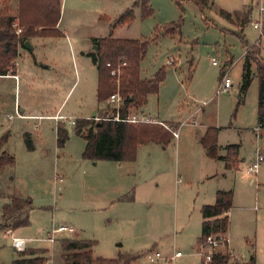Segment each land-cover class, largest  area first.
I'll list each match as a JSON object with an SVG mask.
<instances>
[{
  "label": "rangeland",
  "instance_id": "rangeland-1",
  "mask_svg": "<svg viewBox=\"0 0 264 264\" xmlns=\"http://www.w3.org/2000/svg\"><path fill=\"white\" fill-rule=\"evenodd\" d=\"M135 1L62 0L60 26L65 36L31 38L33 50L25 44L19 48L17 61L27 76L18 98L29 102L35 112L75 120L80 97L95 100L98 107L99 73L89 56L97 50L94 39L111 34L130 40L156 38L148 47L141 72L143 78L153 79L164 68L166 78L159 93L151 96L147 111L174 122L166 125L178 131V137L168 144L141 145L135 162L84 159L86 141L76 134L74 124L61 121L69 139L59 148L58 123L49 118L20 119L14 107V80L1 82L7 88L0 101V139L8 135L4 149L16 162L0 175V221L2 206L12 195L31 198L32 212L30 226L13 235L0 230V264H12L16 256L13 236L29 238L28 246L35 250L48 248L45 258L51 264H65L63 240L68 238L94 240L97 257L128 254L138 256L134 264H150V252L167 255L177 249L183 256L174 264H200L195 252L202 231L201 208L214 204V198L208 203L209 193L222 187L234 193L229 215L232 262L264 264V162L257 175L247 172L258 148L264 154V128L257 130L255 63L253 81L246 94L242 92L246 51L264 59V36L254 27L262 0H208L203 10L193 0H183L181 5L177 0H148L152 14L146 17L143 0L134 8ZM7 3L16 9L17 0H0V9ZM130 8L134 17L113 28ZM174 23L180 24L178 30L164 34ZM34 60L47 66L39 65L37 73L29 68ZM226 70H230L232 87L218 93ZM26 79L32 96L27 93ZM42 86L47 87L44 92ZM49 93L50 97L41 99ZM113 107L111 103L108 108ZM209 127L219 128L220 153L227 154L229 145H239L238 169L225 170L224 163L207 154L201 137ZM25 132L33 139L32 151L27 150ZM58 174L64 183L56 185ZM120 179L128 187L127 202L101 209L107 202V187ZM61 225L74 227L76 233L60 234L55 243L48 242L47 231Z\"/></svg>",
  "mask_w": 264,
  "mask_h": 264
},
{
  "label": "trees",
  "instance_id": "trees-1",
  "mask_svg": "<svg viewBox=\"0 0 264 264\" xmlns=\"http://www.w3.org/2000/svg\"><path fill=\"white\" fill-rule=\"evenodd\" d=\"M179 5L183 0H177ZM203 10L208 6V0H193ZM135 1L133 7L139 6ZM143 14L149 16L152 9L148 0H143ZM62 13V0H17L16 9L5 4L0 9V75L15 74L19 48L25 42L35 37L63 36L59 29ZM222 14L231 17L230 13ZM134 17V10L128 9L112 25L121 24ZM246 20V19H245ZM243 19V22H245ZM180 24H170L164 29V34L175 33ZM264 35V30H263ZM152 40H130L114 38L113 34L104 38H95L96 52L89 53L98 68L97 98L99 103H107L110 96L119 92L122 104L119 110L115 107L104 113V120L81 119L76 120V134L83 137L86 147L83 152L84 159L93 161L109 160L116 162H134L137 159L138 149L141 145L149 143L168 144L174 135L160 123L130 122L115 120L117 113L121 119H129L132 112L143 108L148 103L151 94H158L161 84L166 78L164 68L159 69L153 79L141 78V63L147 54ZM254 46V45H253ZM122 67L119 82L111 75L112 63ZM256 64L258 78V121L264 128V59L256 52H248L242 77V92L245 95L253 81L252 66ZM228 65V64H227ZM110 106L109 103H107ZM109 116H106V115ZM219 128L209 127L201 137V143L207 154L216 160L225 161L227 170L238 169L239 145H229L225 156L218 155ZM8 135L0 139V174L7 166L14 165L15 157L4 150ZM69 139L64 124L58 123L57 144L64 147ZM25 142L29 150H33V142L29 134L25 135ZM125 199V198H123ZM234 193L232 190H218L216 202L202 207V231L198 244L211 233H227L230 227V211L233 207ZM31 198L13 195L10 202L3 207L0 230L16 229L30 225ZM94 240L64 239L65 264H134L138 256L120 255L118 258H103L94 255ZM45 251L26 249L21 251L19 257L12 264H43L46 261ZM200 264H205L201 262ZM208 264H234L227 251L216 253L212 262Z\"/></svg>",
  "mask_w": 264,
  "mask_h": 264
},
{
  "label": "built area",
  "instance_id": "built-area-1",
  "mask_svg": "<svg viewBox=\"0 0 264 264\" xmlns=\"http://www.w3.org/2000/svg\"><path fill=\"white\" fill-rule=\"evenodd\" d=\"M254 27L257 30L261 31V35H263V30H264V4H262L260 6L259 9V17L258 19L254 22ZM250 52L249 50L246 51V53ZM173 59H170L168 61V64H173ZM214 64H217V62L215 61ZM126 65L125 62L120 63L117 67L113 66L112 63H108L107 66L109 68H111V75L113 77H115V79H117V81L119 82V79L121 77V71H122V67H124ZM229 71L230 70H226L225 72H223V76H222V80H221V84H220V88L218 93H221L222 91H228L231 87H232V80L229 77ZM17 78V77H16ZM108 103L109 104H114V107L119 110L122 104V99L120 97L119 92H116L114 94H112L110 96V98L108 99ZM204 105H207V103L205 102ZM16 114L18 117L20 118H24L25 116L23 114H21L19 112V110L16 111ZM104 115L101 116H97L95 119L96 120H104V119H109L106 117H103ZM106 116H109L108 114ZM13 116H10V118H12ZM56 119H60V120H69V118L64 117V116H59L56 117ZM115 120H123V121H130V122H155L154 120H150V119H139L137 117H130L129 119H121L119 117V114L117 113L116 117L114 118ZM76 120L77 119H70L69 121L72 124H76ZM163 125L165 127H168L165 123H163ZM263 128L262 124H259V129ZM168 129L173 133L174 137H178V131L172 129L171 127H168ZM264 162V155L261 151L260 148H258L257 150V154H256V158L250 162L247 165V172L248 173H252V174H257L260 170V167L262 165V163ZM57 178L60 182L64 181V177L62 175H57ZM12 230H9V232H11ZM74 233L75 232V228L68 226V225H61L58 227H53L52 229L48 230L46 233V240L50 243H55L57 240V236L60 234H64V233ZM229 237L227 235V233H211L209 234L203 242L198 244V247L196 249L195 255L199 256L202 260L203 263L208 264L210 262H212L213 257L216 253H219L221 251H227L230 254L231 258H234L233 252L229 249ZM12 244L13 246L20 250V251H25L26 249H28L27 244H28V239L26 238H22V237H17V236H13L12 238ZM229 250V251H228ZM183 253L181 251L178 250H174V252L170 255H165L160 251H152L147 255V259L150 262V264H174L175 261L182 257ZM43 264H51V260H46Z\"/></svg>",
  "mask_w": 264,
  "mask_h": 264
},
{
  "label": "crops",
  "instance_id": "crops-1",
  "mask_svg": "<svg viewBox=\"0 0 264 264\" xmlns=\"http://www.w3.org/2000/svg\"><path fill=\"white\" fill-rule=\"evenodd\" d=\"M263 1L264 0H262L261 1V5L262 4H264L263 3ZM260 9V8H259ZM59 29L61 30V26H60V23H59ZM63 33H64V31H63ZM64 36H65V34H64ZM261 36H264V35H261ZM35 38H39V37H35ZM33 43V42H32ZM20 51V50H19ZM30 65H29V68L31 69V70H36L35 72H37V70L39 69V65H42V66H47V64H45V63H43V62H39L38 60H34V64L33 63H29ZM33 66H36V68H34ZM38 73V72H37ZM27 76V74L23 71H21V62L20 61H17L16 62V70H15V74H12V73H10V74H7V75H0V83L1 82H3V81H6V80H14V92H15V98H14V107H15V110H19V112L21 113V114H23L25 117L24 118H20V119H31V118H37V117H39V118H49V119H54L57 123H61V121H64V120H60V119H56V117H59V116H62L61 114H58V113H56V114H48V113H46V112H44V111H40V112H35V109L31 106V104L29 103V102H25V103H22L21 102V100H20V97L18 98V93H19V95H20V92H21V82H22V79H23V77H26ZM17 77V78H16ZM141 78L142 79H145V78H143V76H142V72H141ZM154 78V77H153ZM147 80H150V79H147ZM25 85H26V90H27V93H30V95L32 96V85H29V83H28V80L26 79L25 80ZM43 88L41 89V91L42 92H44L43 91V89L45 88V90L47 89V87L46 86H42ZM74 87V86H73ZM5 88H7V86H6V84H4V83H2L1 85H0V101L2 100V99H4V94L6 93L5 92ZM73 88H71L70 90H69V92H68V94L70 93V91L72 90ZM97 89H98V83H97ZM97 89H96V100H97V108H96V106H95V100H89V99H87V98H85L84 96H82V97H80V103H79V111L76 113V116H78V118H81V119H90L91 117H92V114L94 113V112H96V117L97 116H101V115H103L104 113H107L108 111H110L109 110V106L107 105V103H99L98 102V98H97ZM52 93V92H51ZM29 95V96H30ZM154 94H151V95H149V97H148V103H147V105L145 106V107H143V108H140V109H138V110H136L135 112H133L132 113V115L130 116V117H137V118H139V119H150V120H154L155 121V123H160V124H162L163 125V123H165V124H167V123H174V122H172V121H167V120H160V119H158L157 118V116H154L153 114H151L150 112H148L147 111V106H148V104H149V101H150V98H151V96H153ZM157 95V94H156ZM48 97H50V93L46 96V97H44V96H41V99H45V98H48ZM100 104H102L103 106V108H100ZM42 106H41V108L44 106V104H41ZM46 105V104H45ZM64 117H66V116H64ZM68 118V117H67ZM78 118H76V119H78ZM164 126V125H163ZM165 127V126H164ZM26 134H29V132H25L24 133V139H25V135ZM30 135V134H29ZM32 141H33V139H32ZM68 141V140H67ZM67 143V142H66ZM150 144V143H149ZM58 145V144H57ZM66 145V144H65ZM59 147V146H58ZM65 147V146H64ZM64 147H59V148H64ZM85 147H86V145H85ZM5 150V149H4ZM27 150H29L28 148H27ZM206 150V149H205ZM263 150H264V148H263ZM6 151V150H5ZM29 151H31V150H29ZM8 152V151H7ZM207 152V151H206ZM218 155L219 156H225L226 155V152L225 153H220L219 151H218ZM264 155V154H263ZM218 161H220V162H222V163H224V167H225V161H223V160H218ZM135 162V161H134ZM252 162V161H251ZM117 163H120V164H122V163H125V162H117ZM241 163V162H240ZM225 170H227L226 168H225ZM232 170V169H231ZM231 170H229V171H231ZM259 173V172H258ZM257 173V174H258ZM256 174V175H257ZM1 175V174H0ZM58 175H60V174H58ZM224 176H225V174H224ZM55 180H56V185H58L59 183H64V181L63 182H60L59 180H58V178H57V175L55 176ZM125 184V181H124V179H120V180H116L114 183L112 182L108 187H107V194H106V197H107V202H105L104 204H103V208H101V209H105V208H112V207H114L116 204V202H117V204H121V203H124V202H127L125 199H123V198H125V194L127 193L126 191H127V189H128V187L127 186H125L124 185ZM257 185H261V183H257ZM59 189H61V186H60V188ZM218 190H227V189H224V187H222V188H217V190H216V192H215V190L213 191V194H212V192L211 193H209V200H208V203H212L211 202V198L213 199H215V202H216V194H217V191ZM13 196V195H12ZM21 196V195H20ZM11 197V196H10ZM21 197H25V196H21ZM25 198H27V197H25ZM8 202H10V200L8 201ZM8 202H6V203H8ZM5 203V204H6ZM233 203H234V199H233ZM5 204H3V206L2 207H4V205ZM205 205H209V204H204L203 206H205ZM202 206V207H203ZM3 209V208H2ZM201 210H202V208H201ZM31 212H32V210L30 211V219H31ZM2 213H3V210H2ZM201 214H202V212H201ZM230 214H231V211H230ZM1 218H2V214H1ZM202 223H203V217H202ZM30 225H31V220H30ZM30 225H28V226H30ZM28 226H25V227H28ZM21 228H24V227H19V228H16V229H10V230H12L11 232H9V229H4L3 231H4V233L5 234H10V235H13V233L15 232V231H17L18 229H21ZM229 231H230V227H229V230H228V232H227V235H228V237H229ZM74 233H76V230H75V232ZM17 237H19V236H17ZM29 239V238H28ZM229 240H230V238H229ZM29 245V242H28V244H27V247H28V249H36V248H32V247H30V246H28ZM12 248H14V250H15V253H16V256H15V258L13 259V261L15 260V259H17L18 257H19V254H20V250H18V249H16L14 246H13V244H12ZM229 249H230V242H229ZM39 250H45V253L43 254V256H45V254H48L49 252H50V250L48 249V248H44V249H39ZM174 250H177V249H174ZM178 251H180V250H178ZM173 253V252H172ZM171 253V254H172ZM168 255H170V254H168ZM235 257V256H234ZM236 259V258H235ZM12 261V262H13Z\"/></svg>",
  "mask_w": 264,
  "mask_h": 264
},
{
  "label": "water",
  "instance_id": "water-1",
  "mask_svg": "<svg viewBox=\"0 0 264 264\" xmlns=\"http://www.w3.org/2000/svg\"><path fill=\"white\" fill-rule=\"evenodd\" d=\"M25 46H26L27 48H29L30 50H33V49H34V47L31 45V43H30L29 41L25 42ZM95 49H97V46H95ZM91 118H93V119L96 118V112H94V113L92 114V117H91Z\"/></svg>",
  "mask_w": 264,
  "mask_h": 264
}]
</instances>
